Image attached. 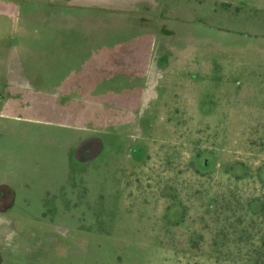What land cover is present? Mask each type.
Returning a JSON list of instances; mask_svg holds the SVG:
<instances>
[{"label": "rangeland", "instance_id": "rangeland-1", "mask_svg": "<svg viewBox=\"0 0 264 264\" xmlns=\"http://www.w3.org/2000/svg\"><path fill=\"white\" fill-rule=\"evenodd\" d=\"M18 1L0 0V24L15 25ZM237 1L264 7V0ZM134 31H121L119 39H136ZM247 35L261 48L223 56L225 62L215 57L205 76L194 78L198 88L187 80L180 87L167 74L136 81L133 90L146 81L152 93L137 104L133 126L85 131L69 110L73 126L50 124L54 137L42 150L68 152L64 138H73L68 185L54 205L38 209L39 223L16 222L18 208H11L0 221L8 235L0 245L86 253L39 252L41 264H264V27ZM33 97L69 109L77 98L94 103L85 95ZM109 112H101L105 120ZM35 116L63 114L44 109ZM95 143L101 149L88 159ZM32 226L37 234L29 233Z\"/></svg>", "mask_w": 264, "mask_h": 264}, {"label": "crops", "instance_id": "crops-1", "mask_svg": "<svg viewBox=\"0 0 264 264\" xmlns=\"http://www.w3.org/2000/svg\"><path fill=\"white\" fill-rule=\"evenodd\" d=\"M139 2L144 8H137L138 0H19L15 25L0 24V221L18 208L16 222L39 223L43 215L38 209L54 205L67 187L65 166L71 161L73 138H64L68 152L48 146L42 150L41 143L54 137L47 133L50 124L75 123L85 131L87 126H133L137 104L152 93V83L146 81L141 90H133L140 78L148 80L153 73L162 80L167 74L177 77L180 87L187 80L198 88L194 78L205 76L215 57L261 48L247 34L264 27L262 3L246 9L237 0ZM2 8L13 14L10 6ZM121 31L137 32V43L119 39ZM34 95L93 96L94 103L77 98L69 109L40 102ZM44 109L63 117L35 116ZM67 110L78 116L76 122L67 118ZM103 110L110 111L106 120ZM115 111L123 114L114 118ZM31 228L29 233H38ZM7 237L0 232L1 241ZM55 249L13 252L1 243L0 264H41L39 252L86 254L82 247Z\"/></svg>", "mask_w": 264, "mask_h": 264}, {"label": "water", "instance_id": "water-1", "mask_svg": "<svg viewBox=\"0 0 264 264\" xmlns=\"http://www.w3.org/2000/svg\"><path fill=\"white\" fill-rule=\"evenodd\" d=\"M89 149H90V152L86 156L88 159H92L99 153L101 146L95 143V144H91Z\"/></svg>", "mask_w": 264, "mask_h": 264}, {"label": "trees", "instance_id": "trees-1", "mask_svg": "<svg viewBox=\"0 0 264 264\" xmlns=\"http://www.w3.org/2000/svg\"><path fill=\"white\" fill-rule=\"evenodd\" d=\"M263 246H264V242H263ZM258 256L260 257V255H258V254H257V257H258ZM257 262H259V263H260V260H259V258L257 259ZM257 262H256V263H257Z\"/></svg>", "mask_w": 264, "mask_h": 264}]
</instances>
